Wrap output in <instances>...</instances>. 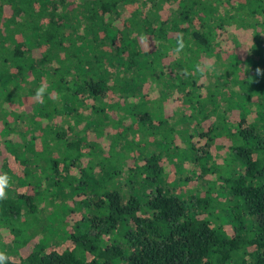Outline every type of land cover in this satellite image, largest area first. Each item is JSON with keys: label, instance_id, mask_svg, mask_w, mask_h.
<instances>
[{"label": "trees", "instance_id": "obj_1", "mask_svg": "<svg viewBox=\"0 0 264 264\" xmlns=\"http://www.w3.org/2000/svg\"><path fill=\"white\" fill-rule=\"evenodd\" d=\"M202 55L232 62L222 77ZM197 66L208 76L184 78ZM263 102L264 0H0V251L8 264H264ZM184 107L201 132L183 142L167 119ZM124 167L144 199L122 201ZM55 203L61 243L34 225Z\"/></svg>", "mask_w": 264, "mask_h": 264}, {"label": "rangeland", "instance_id": "obj_2", "mask_svg": "<svg viewBox=\"0 0 264 264\" xmlns=\"http://www.w3.org/2000/svg\"><path fill=\"white\" fill-rule=\"evenodd\" d=\"M205 55H202L201 58H207L206 60L203 59V68H206V71L208 70L207 66L212 65L211 68H214V70L218 71L216 72L218 75L220 74V76H224L222 74L227 73L226 70L228 68V66L230 65V62H232V60H228V61H224L221 62L220 60L216 61L213 58H208V57H204ZM188 62V61H187ZM186 63V61H185ZM190 75L189 77L192 75L193 77L196 76H202L201 71L194 69V70H189ZM118 72V69H112L110 76H115ZM158 71H154L152 69H150L149 67L145 68L143 71V75L141 76V78L144 81H148L150 82L149 85L152 86L153 83L151 82H155L157 85L156 87L159 85V88L157 90H159L160 92V79H153V81L148 80L149 77H154L153 73H157ZM173 75H177L179 77L180 80H182L181 77V73H179V69L173 71L172 73ZM205 75V73L203 74ZM120 77H128L130 78V72L129 73H121L119 74ZM176 76V77H177ZM208 76V73L205 75ZM210 77V75H209ZM167 78V77H166ZM166 78L162 81V87L163 89H166V93L169 94L170 92H174V94H177L179 92L178 86L175 85L174 83V79H170V80H166ZM186 78V77H184ZM177 80V78H176ZM164 82V85H163ZM146 83V82H145ZM174 83V84H172ZM184 84V82H183ZM155 86V84H153ZM188 84L185 83V86H187ZM150 87V86H149ZM156 93V92H155ZM224 93L227 95V91H224ZM154 94V93H153ZM234 95L238 96V93L236 92ZM256 98V97H255ZM236 103L238 106H240L239 108H242V110H246L248 111V113H251L252 115L254 114V112L256 110H258V105L255 104L254 99L252 101H246L245 98L242 97H236L235 98ZM75 100L71 99L69 104L71 103V107L68 110H72V107L75 105ZM262 105V103H261ZM264 105V102H263ZM262 105V106H263ZM187 108V107H186ZM221 108H226V105L223 103L221 105ZM181 109V107L179 108ZM118 115V114H117ZM119 115L123 116V114L119 113ZM118 115V116H119ZM156 119L157 120H162L164 118V115H162V113L160 114V112L155 113ZM256 116V114L254 115ZM189 115L187 113H185V107L183 110L181 111H176L175 114H173L172 116H170L167 119V122L169 123L168 125L173 128V130H175V135L177 137V139H179L180 141H185L190 135H194L196 136V134H198L199 132H201V126L196 123V121L194 120V117H191V119H188ZM76 123L79 124L80 120H76ZM254 125H255V129L256 132L258 134V136L264 140V134L262 133V131L260 130V121L259 118H255L254 120ZM222 130L224 129L223 127L221 128ZM223 132V131H222ZM222 132H220L219 134H221ZM155 145V146H154ZM153 146L156 148H160L161 152H165L167 149H169V147L171 145H168L166 143V141H164V139H160L155 137L154 138V142H153ZM152 147V148H154ZM187 151L184 149H182L181 151ZM208 159H211V156L209 155ZM216 166L217 168H222L223 166L226 168L230 165L229 161L227 160V158H216L215 160L212 158V162L211 165ZM208 165V164H207ZM171 168H173V171H177L178 175H182V176H186L189 172L188 169L186 168L185 164L183 165L182 163H178V162H174V164L171 165ZM119 176H118V182H120V186H121V199L123 202H125L129 197H136L138 199H144L146 197V191L144 189L139 188L138 185L136 184H130L129 180H127V171L125 170V167L121 170H119ZM92 182V180L89 181V184ZM207 186L204 188L206 189ZM214 192V190L212 191ZM215 194V192H214ZM213 194V195H214ZM54 206H52L51 208L45 206L44 208L42 207L39 211V213L34 217V223H38L39 225L34 224L35 226H41V225H46L49 227V229L47 231H45V235L47 236V238H49L52 242L54 243H61L65 237V234L63 232V229H61L55 222L57 219H59L60 216L65 215L66 214V205L63 203H55L53 204ZM220 223L223 225H228L229 220L227 217V212H221L220 215Z\"/></svg>", "mask_w": 264, "mask_h": 264}, {"label": "clouds", "instance_id": "obj_3", "mask_svg": "<svg viewBox=\"0 0 264 264\" xmlns=\"http://www.w3.org/2000/svg\"><path fill=\"white\" fill-rule=\"evenodd\" d=\"M186 45L184 43L183 34L179 33L176 38V46L171 49L173 54L180 55L185 51ZM208 70H212L211 66H207ZM197 70L201 71V74H204V70L197 66ZM185 77L189 76L190 73L185 71L183 73ZM47 94V88L44 85H41L36 89L35 99L43 103L44 97ZM11 186L10 177L7 174H0V201L6 200L8 197V189ZM9 257L5 252L0 251V264H8Z\"/></svg>", "mask_w": 264, "mask_h": 264}]
</instances>
